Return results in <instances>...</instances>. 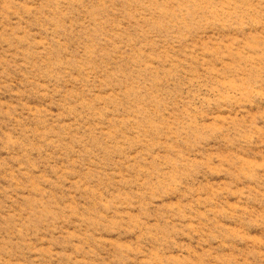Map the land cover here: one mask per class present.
Listing matches in <instances>:
<instances>
[{
  "label": "rangeland",
  "instance_id": "rangeland-1",
  "mask_svg": "<svg viewBox=\"0 0 264 264\" xmlns=\"http://www.w3.org/2000/svg\"><path fill=\"white\" fill-rule=\"evenodd\" d=\"M0 264H264V0H0Z\"/></svg>",
  "mask_w": 264,
  "mask_h": 264
}]
</instances>
